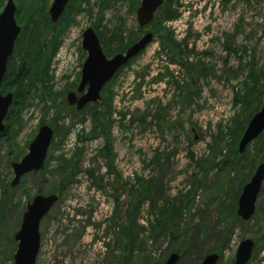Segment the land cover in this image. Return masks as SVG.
<instances>
[{"label": "rangeland", "instance_id": "374dc122", "mask_svg": "<svg viewBox=\"0 0 264 264\" xmlns=\"http://www.w3.org/2000/svg\"><path fill=\"white\" fill-rule=\"evenodd\" d=\"M13 1L20 33L31 28L32 14L49 22L52 0ZM139 1L82 4L61 27L48 80L30 89L11 121L3 122L0 264H13L26 205L36 195L55 194L71 172L39 224L35 264H164L172 253L179 256L176 264H199L209 254L218 255L216 264H233L243 240L254 244L247 264H264V180L251 218L242 221L236 213L242 187L264 164V131L237 151L263 101L264 0H176V17L161 27L179 50L171 45L174 53L163 52L154 39L103 87L99 102L81 111L69 107L66 94L76 91L86 58L83 31L109 35L120 23L124 38L152 32L154 24L139 30ZM15 89L4 84L0 92H11L13 104ZM159 109L165 119L157 125L152 117ZM94 114L103 117V129L94 127ZM40 126L53 131L42 170L11 187V164L27 154Z\"/></svg>", "mask_w": 264, "mask_h": 264}, {"label": "water", "instance_id": "95a60500", "mask_svg": "<svg viewBox=\"0 0 264 264\" xmlns=\"http://www.w3.org/2000/svg\"><path fill=\"white\" fill-rule=\"evenodd\" d=\"M70 0H52L47 15L51 24H56ZM164 4V0H140L135 11L136 22L140 29L146 27L153 19L155 12ZM16 4L13 0H6L0 13V85L6 73V64L12 55L14 43L19 36L20 27L15 22ZM153 41L151 33L144 34L124 53H118L110 58L104 55L98 37L92 28H87L81 35V49L86 58L80 71V81L75 92L66 94V103L81 111L90 104L100 101V93L118 71L131 59L135 58L146 46ZM13 94L0 92V136L5 131L4 119L12 104ZM264 131V92L260 109L252 116L238 143V153L242 154L247 146ZM53 138V131L48 126H40L28 146L27 154L18 162L11 164L13 180L11 187L18 185L20 179L29 173L39 172L42 168L47 151ZM264 180V164H259L249 182L245 184L237 200V216L247 221L254 213V205ZM56 194L46 196L36 195L26 205L22 214L21 224L14 235L17 243L13 255V264H35L39 251V224L58 202ZM253 242L243 240L238 244L233 264H247L253 251ZM217 254L206 255L199 264H216ZM179 256L172 253L164 264H176Z\"/></svg>", "mask_w": 264, "mask_h": 264}, {"label": "trees", "instance_id": "16d2710c", "mask_svg": "<svg viewBox=\"0 0 264 264\" xmlns=\"http://www.w3.org/2000/svg\"><path fill=\"white\" fill-rule=\"evenodd\" d=\"M175 1L176 0H165L164 5L157 11L158 16H156V14L154 16L153 24L156 25V28L152 30V32L159 39V44L161 49H163V52L168 51L169 53H172L173 51H171V45H175L172 35L161 27L162 23L168 20H173L176 17L175 12L172 10V6ZM82 4L88 5V0H70L59 21L54 25L48 22L46 15L45 19L42 18L40 20L41 22L38 21L33 14L28 18V20L32 22L31 28H22L18 38L19 43L16 46V54L13 56L15 59L13 58V61L11 59L10 65L8 64L6 74L2 81L1 89H3L4 84L5 86L10 85L11 87L16 88L14 94L15 100L11 109H9L7 116L5 117V122H10L11 118L15 114V109L18 108L16 110V112H18L19 108L24 105L25 99H27L31 93L30 89H36L38 83L48 80L47 69L51 57L53 56L54 51L56 50V47L59 43V38L62 33L61 27L67 28L70 25L72 17L79 11H82L80 8ZM156 17H159L160 20H155ZM119 25L118 28L110 32L106 27H104L105 32H109L110 34L102 35L100 33V35L97 36L101 44L102 51L105 54L115 55L118 53H124V51L129 46L134 44L140 37L135 36L133 39H129V37L124 38L123 33L125 32V29ZM43 31L47 33L46 36L42 34ZM177 45L175 46L179 50V45ZM224 49L227 51H232L230 50V47L226 45L224 46ZM9 68H11V70ZM39 73L41 74L40 76ZM250 99L251 97L248 96L243 104L247 105L246 100L248 101ZM107 103L109 104V102ZM152 118L158 125L165 119V110H156ZM91 121L94 127H100L103 129L105 126L103 117L98 116L97 114H94L91 117ZM6 131L7 130L5 128L2 136L6 134ZM73 175L74 172L66 174L59 182V186L53 191V193L59 196L63 192L65 186L70 182L69 180L73 177ZM126 231L127 230L125 228H122L121 230L122 234H125ZM128 237L129 235L127 236V240L131 243H134V241Z\"/></svg>", "mask_w": 264, "mask_h": 264}, {"label": "flooded vegetation", "instance_id": "af4514ba", "mask_svg": "<svg viewBox=\"0 0 264 264\" xmlns=\"http://www.w3.org/2000/svg\"><path fill=\"white\" fill-rule=\"evenodd\" d=\"M164 1H165V0H164ZM139 2H140V1H139ZM163 5H164V4H163ZM158 10H159V9H158ZM158 10H157V11H158ZM135 11H136V10H135ZM157 11L155 12V14L157 13ZM155 14H154V16H155ZM153 21H154V17H153L152 21H151L146 27H148V26H152ZM137 25H138V24H137ZM146 27H144V28H146ZM144 28H142V29L139 28V30H143ZM146 33H151L152 36H153V40L156 39V40L159 42V39L157 38V36H155L153 32H148V31H146V32H144L143 34H141V36H140L137 40H139V39H140L144 34H146ZM137 40H136V41H137ZM148 45H149V44H148ZM148 45H147V46H148ZM100 46H101V45H100ZM223 48H224V46H223ZM101 49H102V48H101ZM225 50H226V49H225ZM226 51H227V50H226ZM124 52H125V51H124ZM103 53H104V52H103ZM104 55H105V54H104ZM111 57H112V56H111ZM133 59H134V58H133ZM133 59H131V60H133ZM131 60H130V61H131ZM130 61H129L128 63H130ZM128 63H127V64H128ZM127 64H126V65H127ZM81 68H82V67H81ZM119 71H120V70H119ZM119 71H118V72H119ZM116 74H117V73H116ZM113 78H114V77H113ZM113 78H112V79H113Z\"/></svg>", "mask_w": 264, "mask_h": 264}]
</instances>
